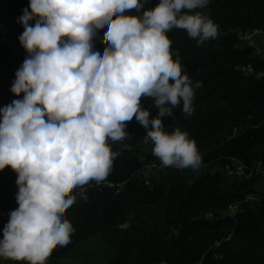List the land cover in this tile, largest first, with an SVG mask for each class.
<instances>
[{"label": "clouds", "instance_id": "1", "mask_svg": "<svg viewBox=\"0 0 264 264\" xmlns=\"http://www.w3.org/2000/svg\"><path fill=\"white\" fill-rule=\"evenodd\" d=\"M147 3L28 0L17 21L28 55L10 89L23 95L0 108V171H14L18 189L0 258L44 264L54 246L70 242L74 228L64 213L75 202L73 190L108 176L119 155L109 141H122L134 117L164 166H200L188 133L163 123L181 104L191 115L200 87L183 71L167 33L183 29L197 44L214 39L218 25L200 11L210 0H157L145 9ZM101 26L104 46L94 42ZM142 97L153 99L154 116Z\"/></svg>", "mask_w": 264, "mask_h": 264}, {"label": "trees", "instance_id": "2", "mask_svg": "<svg viewBox=\"0 0 264 264\" xmlns=\"http://www.w3.org/2000/svg\"><path fill=\"white\" fill-rule=\"evenodd\" d=\"M156 3L149 0L145 9ZM27 7L28 0H0V18L16 26L12 22ZM200 11L218 25L214 39L197 44L183 29L167 33L183 71L193 84L200 82L194 88L193 112L185 114L181 104L163 123L168 131L177 126L186 131L201 164L215 171L191 184L192 178L169 171L151 185L141 173L150 164H161L152 151L134 153L112 145L119 155L110 173L100 183L91 180L73 190L75 202L64 213L74 228L70 242L54 246L44 264L67 259L96 236L111 250L106 264H264V194L257 190L259 167L264 172V59L241 39V34L264 28V0H210ZM15 29L20 54L0 44V108L23 95L10 91L28 55L18 39L23 26ZM94 42L107 44L103 26ZM246 66L254 73L244 72ZM141 102L145 108L153 105L152 98ZM155 112L150 108L152 116ZM137 126L132 122L125 131L133 134ZM134 138L132 146H137L140 131ZM239 165L249 178L228 185L227 174ZM7 169L0 171V180ZM0 183L2 196L7 182ZM235 205L238 212L229 215ZM125 223L127 227H119Z\"/></svg>", "mask_w": 264, "mask_h": 264}, {"label": "rangeland", "instance_id": "3", "mask_svg": "<svg viewBox=\"0 0 264 264\" xmlns=\"http://www.w3.org/2000/svg\"><path fill=\"white\" fill-rule=\"evenodd\" d=\"M4 13V12H1ZM15 20L14 24L20 26V23ZM255 30H250L249 32H253ZM244 47H252L257 55L264 59V36L261 34L252 35V36H245L243 40ZM20 52V49L16 50V53ZM151 115V113H150ZM136 122L138 126L135 128L133 134H129L122 140L115 143H111L112 145L120 146L121 148L128 149L135 153V150H139L144 154H149L152 151V143L145 142L144 136L146 134L145 129L135 120V117L131 120L126 122L127 126L132 123ZM137 131H140V138L138 140L137 146H132L133 143H136L134 135ZM137 150V151H138ZM243 167L239 165L233 171H230L227 174L228 177V185H233L239 181H245L249 178L246 176V173L242 172ZM169 171L174 173H178L180 175H184L185 177L192 178L190 184L193 183L194 179L198 178L200 175L207 173V172H214L215 168L211 169L205 164H200V166L196 169L184 168V169H177L175 167H166L163 164L153 163L150 164L142 173L141 175L145 180H149L151 185L152 181H159L163 179ZM260 171V182L257 186V190L264 194V172L261 167H259ZM249 175V174H247ZM16 173L12 171L10 168L7 169L5 175L2 177L0 182L6 181V189L4 194L0 196V229L5 225L8 221V213L17 207L15 195L18 190H16L15 182H16ZM1 184V183H0ZM2 230H0V234H2ZM110 252L108 246L105 244L104 241L100 239V236H96V238H91L87 242L83 243L79 246L73 253L70 254L67 259L62 261H50L46 262L45 264H82V263H99V264H106L109 263L111 260ZM26 262H16L12 260H5L0 258V264H25Z\"/></svg>", "mask_w": 264, "mask_h": 264}, {"label": "built area", "instance_id": "4", "mask_svg": "<svg viewBox=\"0 0 264 264\" xmlns=\"http://www.w3.org/2000/svg\"><path fill=\"white\" fill-rule=\"evenodd\" d=\"M15 27H16L15 25H10L8 23L3 22L0 18V44L10 49L13 55H19L20 52L16 53V50L19 49V47L17 43L13 41L14 34H17L19 30V29L16 30ZM258 34H261V36H264V28L257 29L253 32H247L245 34H241V39L244 40L245 36H249V35L252 36V35H258ZM242 70L246 73H254L253 68L251 66L243 67ZM241 170L244 173L245 168L243 167V169ZM237 212H238V206L235 205L229 208L228 214L233 215V214H236ZM163 264H166V263H163Z\"/></svg>", "mask_w": 264, "mask_h": 264}, {"label": "water", "instance_id": "5", "mask_svg": "<svg viewBox=\"0 0 264 264\" xmlns=\"http://www.w3.org/2000/svg\"><path fill=\"white\" fill-rule=\"evenodd\" d=\"M141 178L144 179L142 175H141Z\"/></svg>", "mask_w": 264, "mask_h": 264}]
</instances>
